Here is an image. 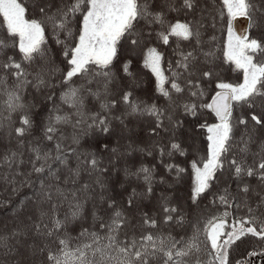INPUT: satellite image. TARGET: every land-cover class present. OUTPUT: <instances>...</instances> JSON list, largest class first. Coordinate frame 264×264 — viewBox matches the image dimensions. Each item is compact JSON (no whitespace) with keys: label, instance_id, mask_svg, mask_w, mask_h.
<instances>
[{"label":"snow or ice","instance_id":"snow-or-ice-1","mask_svg":"<svg viewBox=\"0 0 264 264\" xmlns=\"http://www.w3.org/2000/svg\"><path fill=\"white\" fill-rule=\"evenodd\" d=\"M221 2V15L226 10L228 17L227 46L223 55L225 63L233 64L234 70L243 73V81L237 84L217 79L214 69L210 67L215 53L212 49L204 51L200 39L201 25L193 21L173 22L168 19L169 12L193 10L196 0H181L180 8L175 7V0H164L158 9L153 6L154 0H61V5L55 11L51 0H34L33 10L37 18H27L28 8L22 0H0L2 26L11 38L9 41L0 39V53L12 47L21 57L17 61L9 55L0 63L3 73L0 75V94L6 97V110L19 113V126L13 131L21 147L23 138L32 132L35 107L23 102L24 90L28 86L37 91L52 90L46 96L53 106L43 122V140L52 143L53 147L46 149L40 142H32L29 148L31 155L27 161L31 171L15 173L24 177L21 186H36L33 197L38 204H50L51 214L41 210L38 220L24 225V229L19 232H12V237L34 232L51 241L42 247L30 246L33 247L34 255L38 252L44 257L42 264H229V251L238 240L251 235L264 241V213L256 215L264 209V193L261 192L256 193L259 201L253 207L246 200L238 201L237 196L229 190L231 185L222 188L212 203L218 201L225 206V210L203 221V227L200 222L194 224L191 235L177 238L170 231H162L159 226L163 223L183 228L185 224V216L170 204L167 197H161L160 222L148 212H141L138 217L130 216L115 199L103 195L105 184L97 177L95 182L102 190L98 203L101 207L106 205V218L98 213L97 205H93L91 226L86 228L81 225V230L74 237L68 230L69 226L85 218L86 201L77 192L86 191L90 186L84 184L77 190H65L58 185L45 183L49 179L59 180L60 169L53 165L68 168L70 155H74L77 160L75 169L68 168L72 183L76 182L72 178H78L82 169L90 175L93 172L101 175L108 172L107 167L101 166L102 161L97 153H82L64 145L65 137L61 132L64 125L71 124L74 129L81 128L82 131L81 126H84L97 133L96 147L99 151L119 154L118 147H110L106 140L100 139L107 137L110 140L113 137L116 132L112 127L113 120L119 121L121 131H125L128 130L125 123L127 117L148 116L154 120L150 135L159 136L160 132H166L174 137L176 130L184 126V121L173 120L171 115L179 107L186 116L192 118H196L202 109L208 110L217 120L216 123L203 122L195 126L206 130L208 143L207 155L191 162L194 180L189 198L192 204H197L226 171L237 182L238 193L246 196L251 190L250 185L244 182L245 178L254 177L259 186L264 188V142L260 143L259 151L255 153L259 160L248 164L246 159L250 145L256 142L257 131L264 129V41L250 38L248 34L237 35L232 25L237 17H244L249 27H253L254 16L257 13L264 15V8L256 0ZM77 22L78 28L74 30V23ZM48 28L55 43L61 46V62L66 65L65 69L56 65L50 51L45 35ZM61 34L65 37L63 40L60 39ZM170 37H175L177 41H194V46L190 50H184L179 45L173 49L178 59L168 62L170 75H166L162 67L163 53L156 47L147 48L144 67L149 68L155 76L156 91L167 102L166 107H161L139 100L132 90H126L118 84L113 69L121 48L134 51L153 38L168 45ZM131 65V59L121 65V71L128 77L132 76ZM9 75L13 80L11 85L7 82ZM56 76L60 77L58 83L54 82ZM74 78L80 83L76 84ZM205 83H214L215 90L210 102L201 103L205 96ZM58 85L63 88L60 102L68 106L69 112H62L55 103L54 89ZM185 94L188 98L186 101L178 102L174 98ZM88 96L99 102V112L85 110ZM118 104L124 110L120 115H113ZM242 107L249 110L248 115L241 114L233 119L234 109ZM237 129H240L238 140L235 135ZM72 143L78 144L79 137L73 136ZM127 147L129 153L133 150L144 151L133 149L131 144ZM166 147L167 152L165 147L158 148L161 156L187 154L174 139H170ZM234 147L238 152H233ZM22 155L18 151H9L0 157V165L9 169L16 166L18 169L25 163ZM148 155H151L150 151ZM165 168L170 173L175 172L177 180L185 172L184 168L174 164H167ZM153 174L154 169L143 165L135 171L124 169L126 179H142L145 184L143 193L138 194L135 188L131 190L126 201L128 209L133 207L138 196L152 195ZM33 175L35 180L31 179ZM9 182L16 183L15 179ZM160 182L163 183V180ZM13 191L18 189L13 188ZM64 203H67L68 211L61 219L58 210ZM242 206L247 215L235 218L229 224L230 210ZM28 219L31 220V217ZM226 228L229 229L227 232ZM0 248L12 252L7 238L0 237ZM258 254L264 256V250L259 253L253 250L247 255L254 257ZM236 264L249 262L237 260Z\"/></svg>","mask_w":264,"mask_h":264},{"label":"trees","instance_id":"trees-1","mask_svg":"<svg viewBox=\"0 0 264 264\" xmlns=\"http://www.w3.org/2000/svg\"><path fill=\"white\" fill-rule=\"evenodd\" d=\"M53 4V11L57 6L61 5V0H51ZM260 4L261 8H264V0H256ZM22 3L28 8L27 18H37L34 12V0H22ZM164 3V0H154V8H159ZM181 0H175V7L180 8ZM221 0H196V6L193 10H181L179 12H169L168 19L175 22L181 21H193L201 25L200 27V39L202 41V47L204 51L212 49L215 53L213 63L210 65L216 73L218 80L237 84L243 80V73L240 70H234V65L231 63H225L224 51L226 50L227 41V28L228 17L226 10L224 15H221L222 11ZM79 17L77 18V21ZM254 26L249 27V37L256 38L264 41V15L257 13L254 18ZM78 28V22L74 23V30ZM50 51L55 59L56 65L60 69H65L66 65L62 63L63 57L60 55L61 46L57 45L54 41L51 29H46L45 33ZM215 37L213 40L212 38ZM65 37L61 34L60 39ZM0 39L9 41L11 38L7 36V33L2 26V18H0ZM179 45L184 50H190L194 46V41H177L175 37H170L168 45H163L156 39H148L134 51H128L125 48H121L118 59L114 62V72L117 76V83L124 86L126 90H132L134 96L145 103H156L158 106L166 107L167 102L165 98L160 96L156 91V78L149 68L144 67V56L148 47H156L158 51L163 53L164 61L163 68L165 74L170 75L168 71V62L178 59L173 54V49ZM14 56L19 61L21 59L18 51L9 47L5 52L0 53V63H3L7 56ZM259 58V57H258ZM131 59L132 65L130 71L131 77L126 76L121 71V65L124 61ZM174 66V65H173ZM218 69L222 71L219 74ZM30 71L32 69H29ZM0 75H3L0 71ZM60 77L56 76L54 82L58 83ZM9 85L13 83L12 77H7ZM74 82L79 84L80 81L74 78ZM167 87V85H166ZM206 89L205 96L200 101L201 103L210 102V98L214 95L215 84H204ZM63 90L62 86H57L54 89L55 103L59 106L62 112H69L70 109L67 105H62L60 102V93ZM51 89H44L37 91L35 88L28 86L23 92V102L29 105H35L33 108V120L34 125L30 135L24 137L23 147H21L14 133V128L19 126V113H9L6 110L4 103L6 97L0 94V157L5 155L9 151H18L22 153V159L24 164L20 165L17 169L13 166L9 169L6 166L0 165V237L7 238V244L12 248V252L9 253L8 249L0 248V264H42L44 257L38 252L33 254V247H42L45 244H49L51 241L43 236H38L34 232H28L26 236L12 237L13 231H21L24 229V225L30 224L32 221H36L39 218L41 210L50 213V204L37 203L35 197H33V191L36 190V186L28 187L21 186V181L24 179L22 176L15 175L16 171L27 173L31 171L30 165L27 163L31 155L29 148L32 142H40L41 146L46 149L53 147L52 143L43 140V122L45 121L49 110L52 108V103L48 102L46 96ZM112 98H116L113 96ZM178 102L186 101L188 98L185 95L180 97H174ZM86 111L99 112V102L93 97L88 96L85 100ZM123 106L117 105L113 110V115H120L123 112ZM247 108L234 109L233 119L243 114L248 115ZM173 120L184 121V126L188 125L193 134L198 135V147L192 149L184 142L181 132L183 128L176 130L173 137L170 133L160 132L159 136L150 135V129L154 127V120L148 116H130L125 119V123L128 126V130L134 132L133 129H137L132 136H124L121 131V125L119 121L113 120L112 127L116 132L109 140L107 137H100V139L106 140L110 147H118L119 154H113L110 151H99L96 147L97 133L88 130L84 126L83 131L81 128L74 129L71 124L64 125L61 128V132L65 137L64 145L75 148L78 152L87 153L95 152L102 161V167H107L108 172L104 174L93 172L91 175L86 170H81L80 176L73 177L75 183H72L69 179L70 173L68 168L75 169L77 167V160L74 155L69 156L68 168L54 164V168H59L58 172L59 180H46L45 183H51L58 185L62 189H80L82 185L88 184L90 187L86 191H78L77 195L84 199V219L77 221L73 225L69 226V232L72 236H77L83 227H90L92 224L91 212L93 205H97V211L101 216H105L104 208L99 206V197L101 195V189L96 184L97 177H99L105 184L103 195L105 197H111L116 200L117 204L124 207L130 216L138 217L141 212H148L157 218L158 222L161 221L162 213L160 212L161 197H167L170 204L179 209L180 213L186 218L183 228L176 227L174 225H165L160 223V229L165 232H171L173 236L179 238L181 235H191L192 226L200 222L203 227V221L212 216L219 215L225 210V206L220 205L217 201L216 204L212 203L216 194L224 187L231 185L230 191L232 195L237 196L238 201H247L248 204L255 207L259 201V197L256 193H264V188L259 186L258 181L253 178H245L244 182L250 185V192L245 196L242 193L237 192V182L226 171L223 177L213 183L211 189L204 193L199 199L197 204H192L190 200L191 188L194 180V174L191 169V162L193 160H200L201 157L207 155L206 137L203 133V129H197L195 126L199 123H210L216 120L213 113L208 110L202 109L200 114L196 118L186 116L182 108H175L171 113ZM9 116L11 119H9ZM187 117V118H186ZM186 119V120H185ZM191 119V120H190ZM199 121L195 124L194 121ZM167 125V121H165ZM86 133V134H85ZM237 140L239 139L240 129L235 132ZM78 136L79 143L73 144L72 137ZM170 139H174L175 142L181 144L182 148L186 151V155L181 156L179 153H174L172 156H161L158 148L165 147V152L168 151L166 145ZM264 142V129H259L256 134V142L250 145V152L246 155L248 164H252L254 160H259V157L255 155L259 151V145ZM131 144L133 149H144V151L128 149V145ZM243 147V145H241ZM151 155H148V152ZM233 152H238V149L234 147ZM230 153L229 155H232ZM83 158V157H81ZM239 158V157H238ZM167 164L178 165L185 169V172L181 174L179 180L176 179L175 172H168L165 168ZM146 166L154 169L153 174V192L150 197L138 196L137 200L131 209L127 208L126 201L129 193L133 188L137 193H143L145 190V184L142 179L137 180L135 178H125L124 169L130 168L135 171L140 166ZM220 175L219 173L217 174ZM15 179L16 183H10L9 181ZM32 180L36 177L33 175ZM161 179L163 183H161ZM13 188H17L18 191H13ZM71 198V197H69ZM68 211L67 203H64L59 208L58 214L60 218H63L65 212ZM231 216L228 218V223L231 224L233 219L242 218L247 215L246 209L242 206L240 209H231ZM264 213V209L257 212L256 215L260 216ZM31 217V220L28 219ZM47 222V219L46 221ZM228 231L229 229H225ZM203 239V237H201ZM55 246L53 245V248ZM18 249V251H17ZM255 250L257 253L264 250V241H259L257 238L251 235L243 237L238 240L229 251V264H236L237 260H244L249 264H264V256L256 255L254 257L248 256L250 251Z\"/></svg>","mask_w":264,"mask_h":264},{"label":"rangeland","instance_id":"rangeland-1","mask_svg":"<svg viewBox=\"0 0 264 264\" xmlns=\"http://www.w3.org/2000/svg\"><path fill=\"white\" fill-rule=\"evenodd\" d=\"M232 25H233V31L238 35V33H237V31H236V29H235V27H234V22L232 21ZM244 34H248L249 35V30H248V26H247V30L245 31V33ZM226 46H227V41H226ZM162 67H163V65H162ZM214 71H216V70H214ZM218 72H219V74H222V71H220V69H218ZM243 81V80H242ZM187 118V117H186ZM186 120V119H185ZM191 120V119H190ZM217 122V120H213V121H211L209 124H211V123H216ZM168 123V122H167ZM194 123L195 124H197V123H199V121H194ZM190 127V126H189ZM189 127H188V125H185V127L183 128V130H182V132H181V135H182V138H183V140H184V142L185 143H187L188 144V146H190V147H192V149L193 148H195V147H198V139H199V137H198V135H196V134H193L191 131V129H189ZM122 128V127H121ZM137 129H133V131L135 132ZM133 132V133H134ZM122 133H124L125 135V137H126V135L127 136H132L133 135V133L131 132V131H122ZM203 133H204V135H205V137H206V135H207V133H206V130L205 129H203ZM206 141V144L208 143L207 142V140H205ZM226 231V230H225ZM227 232V231H226Z\"/></svg>","mask_w":264,"mask_h":264},{"label":"water","instance_id":"water-1","mask_svg":"<svg viewBox=\"0 0 264 264\" xmlns=\"http://www.w3.org/2000/svg\"><path fill=\"white\" fill-rule=\"evenodd\" d=\"M233 22L238 35H244L247 30L248 20L244 17H237Z\"/></svg>","mask_w":264,"mask_h":264}]
</instances>
